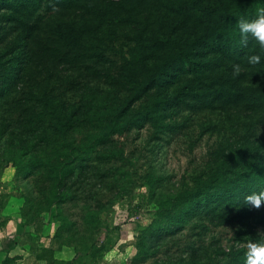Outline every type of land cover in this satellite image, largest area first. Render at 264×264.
Instances as JSON below:
<instances>
[{"label":"trees","instance_id":"trees-1","mask_svg":"<svg viewBox=\"0 0 264 264\" xmlns=\"http://www.w3.org/2000/svg\"><path fill=\"white\" fill-rule=\"evenodd\" d=\"M12 1L0 0V17L15 31L27 28L32 16L65 19L46 25L49 31H24L21 45L13 42L26 52L27 63L11 75L16 84H9L10 97L0 95V162L30 167L35 181L45 180L56 196L54 203L65 202L67 184L87 187L88 174L99 173L104 181L108 175L100 171V161H126L116 137L146 125L158 128L165 109L178 106V97H191L193 109L219 101L242 104L264 120V93L218 87L208 67L213 62L206 59L244 62L263 81L264 51L251 38L241 45L237 22L255 19L264 0H188L186 10L184 0L164 5L160 0H19L15 6ZM37 4L38 10L45 7L34 14L30 8ZM12 11H19L18 17ZM251 55H260V64L248 65ZM62 78L72 82L64 85ZM208 90L217 95L207 99ZM68 91L74 100L65 99ZM243 137L223 144L204 178L198 175L192 184L181 182L170 192L153 195L156 221L147 231L172 237L182 227L164 230L161 222L180 220L181 205L198 206L217 196L240 205L247 195L264 190V166L260 160L246 161L252 143ZM245 251L218 254L238 257ZM240 260L244 264V257ZM196 263L192 257L159 264Z\"/></svg>","mask_w":264,"mask_h":264},{"label":"rangeland","instance_id":"rangeland-1","mask_svg":"<svg viewBox=\"0 0 264 264\" xmlns=\"http://www.w3.org/2000/svg\"><path fill=\"white\" fill-rule=\"evenodd\" d=\"M18 1H12L11 5ZM158 2L164 5L166 0ZM187 4L188 0H184V10ZM44 7L41 4L38 10L37 4L30 10L37 14ZM11 13L18 17L20 12ZM36 17L28 18L27 28L16 31L14 26H5L0 17L3 99L10 97V82L11 87L16 84L11 75L27 63L26 52L20 46L23 32L36 28L49 31L52 28L46 25L65 22L64 17L55 14L41 20ZM17 40L21 41L20 45L12 46ZM211 57L206 59L213 62L208 67L218 87L229 85L231 90L264 93V79L261 81L252 74L246 63L229 59L218 62ZM233 64H241L245 69L239 77L232 76ZM168 70L173 71L172 67ZM61 74L67 76L68 72ZM70 79L61 81L68 85ZM207 92V99L217 95L215 90ZM72 95L68 91L65 99L72 101L75 98ZM178 100V106L165 109L166 116L159 120L158 128L146 125L116 137L121 139L117 147L123 150L126 161L113 158L100 161V171L105 170L108 177L101 181L99 173L88 174L90 184L82 190L67 184L63 203L52 202L56 196L51 195L45 180L35 181L30 167L17 168L0 162V231L20 233L19 242L35 251L43 264H159L160 260L188 261L192 257L194 262L202 264L213 261L243 264L240 259L244 254L234 257L218 252L246 249L249 241H261L258 231H264V206L250 209L243 203L233 204L228 197H208L198 206L190 202L177 208L181 219L174 224L161 222L164 230L182 227L176 235L147 231V226L156 221L153 195L170 192L181 182L192 184L195 176L204 178L228 139L234 142L244 136V140L252 143L246 161L260 160L264 166V120L250 109L229 101L193 109L189 104L191 97L184 95ZM54 233L60 237L53 238Z\"/></svg>","mask_w":264,"mask_h":264},{"label":"clouds","instance_id":"clouds-1","mask_svg":"<svg viewBox=\"0 0 264 264\" xmlns=\"http://www.w3.org/2000/svg\"><path fill=\"white\" fill-rule=\"evenodd\" d=\"M237 24L241 36V45L247 46L249 38H251L264 51V8L257 10L255 19L249 21L241 18ZM246 59L247 64L250 66L258 65L261 62L260 55H251ZM244 71L245 69L241 64L232 65L233 78L239 77ZM244 204L250 209H260L264 206V190L247 195L244 198ZM258 233L261 235V241H249L247 243L244 264H264V231H258Z\"/></svg>","mask_w":264,"mask_h":264},{"label":"crops","instance_id":"crops-1","mask_svg":"<svg viewBox=\"0 0 264 264\" xmlns=\"http://www.w3.org/2000/svg\"><path fill=\"white\" fill-rule=\"evenodd\" d=\"M0 228L2 229L1 226ZM19 234L14 231L4 233L0 231V264H43L34 251L19 242L17 239ZM52 237L60 236L54 233Z\"/></svg>","mask_w":264,"mask_h":264}]
</instances>
